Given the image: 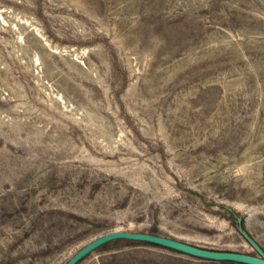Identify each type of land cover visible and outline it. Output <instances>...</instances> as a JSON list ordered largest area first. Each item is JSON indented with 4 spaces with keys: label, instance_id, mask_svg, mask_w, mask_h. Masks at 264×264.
<instances>
[{
    "label": "rangeland",
    "instance_id": "1",
    "mask_svg": "<svg viewBox=\"0 0 264 264\" xmlns=\"http://www.w3.org/2000/svg\"><path fill=\"white\" fill-rule=\"evenodd\" d=\"M238 217L264 250V0H0V264L256 253Z\"/></svg>",
    "mask_w": 264,
    "mask_h": 264
},
{
    "label": "water",
    "instance_id": "2",
    "mask_svg": "<svg viewBox=\"0 0 264 264\" xmlns=\"http://www.w3.org/2000/svg\"><path fill=\"white\" fill-rule=\"evenodd\" d=\"M237 220L239 222L237 224L238 230L244 236L245 240L253 247L256 253L229 249L208 248L157 233L117 229L106 232L92 239L84 246H82L79 250H77L64 264H76L77 262H79V260H81L85 255H87L95 248L115 239H128L133 241L148 242L206 259L229 260L245 264H264L263 248L242 226L241 218L238 217Z\"/></svg>",
    "mask_w": 264,
    "mask_h": 264
},
{
    "label": "trees",
    "instance_id": "3",
    "mask_svg": "<svg viewBox=\"0 0 264 264\" xmlns=\"http://www.w3.org/2000/svg\"><path fill=\"white\" fill-rule=\"evenodd\" d=\"M120 240H126V241H129L128 239H115V240H112V241H114V242H118V241H120ZM111 241H109V242H106L105 244H103V245H107L108 243H110ZM245 264V263H244Z\"/></svg>",
    "mask_w": 264,
    "mask_h": 264
},
{
    "label": "bare ground",
    "instance_id": "4",
    "mask_svg": "<svg viewBox=\"0 0 264 264\" xmlns=\"http://www.w3.org/2000/svg\"><path fill=\"white\" fill-rule=\"evenodd\" d=\"M117 230V229H116Z\"/></svg>",
    "mask_w": 264,
    "mask_h": 264
}]
</instances>
